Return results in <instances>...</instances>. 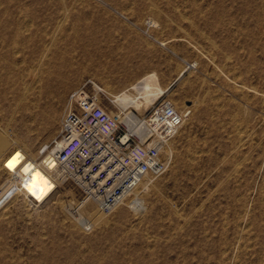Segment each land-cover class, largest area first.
<instances>
[{
  "label": "rangeland",
  "instance_id": "1",
  "mask_svg": "<svg viewBox=\"0 0 264 264\" xmlns=\"http://www.w3.org/2000/svg\"><path fill=\"white\" fill-rule=\"evenodd\" d=\"M4 1L5 19L25 37L6 42L9 73L0 77L9 148L52 146L69 93L85 82L121 114L94 83L119 90L155 70L167 86L186 69L162 98L193 105L166 144V171L147 176L148 191L102 213L91 232L65 210L84 197L72 179L43 203L22 193L8 202L0 264H264V0ZM51 40L63 54L62 88ZM22 75L41 82L14 110ZM43 107L52 119L38 127L33 113Z\"/></svg>",
  "mask_w": 264,
  "mask_h": 264
},
{
  "label": "built area",
  "instance_id": "2",
  "mask_svg": "<svg viewBox=\"0 0 264 264\" xmlns=\"http://www.w3.org/2000/svg\"><path fill=\"white\" fill-rule=\"evenodd\" d=\"M88 83L69 93L52 142L59 148L52 156L61 165L59 178L74 180L86 198L110 214L147 176L166 171V144L192 109H180L171 99L161 97L143 114L133 111L124 119L111 114ZM65 210L84 232L93 230L79 205L68 202Z\"/></svg>",
  "mask_w": 264,
  "mask_h": 264
},
{
  "label": "bare ground",
  "instance_id": "3",
  "mask_svg": "<svg viewBox=\"0 0 264 264\" xmlns=\"http://www.w3.org/2000/svg\"><path fill=\"white\" fill-rule=\"evenodd\" d=\"M4 2V0H0V77L5 79V76L9 73V53L6 48V42L9 44H15L16 46V44L23 42L25 37L20 34V28H18V21L16 19H13L12 17L9 21L5 19L4 15L6 14L7 9L4 8ZM53 44L54 42L51 40L46 48V53L51 51L59 57V62L55 68L57 71L56 76L61 81L60 88H62L63 78L65 76L63 54L53 50ZM9 51L11 50L9 49ZM85 53L88 56L91 55L88 49L85 50ZM98 53L100 54H98L99 56L111 55V53L108 54V52L102 51H98ZM184 70L186 69H182L167 86H164L161 83L159 74L155 70L145 73L135 82L125 84L119 90H112L109 85H104L99 82L94 84L99 91L107 93L111 96V101L120 108V115H123L122 117L126 119L130 117L132 112H135V110L139 111L140 114H143L147 108L151 107L152 104H154L169 90V87L183 74ZM39 81L41 82L39 76L37 78L35 77L33 81H29L25 75L21 76L20 83L16 90L14 110L21 108L23 104H25V106L28 105V103H26V99L29 98V95L33 90L38 88ZM192 105L193 104H189L188 107L191 108ZM37 106H39V104L36 102L35 107ZM4 118L5 115H3L2 118L0 116V170L3 173L8 174L9 177L5 179V182L2 179L3 183L0 181V217L4 216V213H7L5 212L7 203L17 198L20 193L25 195L24 200L26 202L32 201L36 203H43L50 199L61 182V179L59 178L61 170L60 162L56 157L52 156L54 154V150L59 148L57 147L58 145L56 146V144H54L50 146L47 144L45 146L41 145L39 148L31 147L29 149L25 148V146L18 145L14 148H9L7 146L6 135L1 130V127L9 124L12 117L8 119ZM50 119H52V117L49 116V112L46 108H35L33 121L38 127L44 125ZM137 129L139 130L140 128L138 127ZM30 140L31 143H33L31 138ZM13 158H15V163L14 166L10 167L8 162L13 160ZM148 179L143 180L139 187L127 195L124 201L117 208H119L122 204L130 206L129 201H127L128 198L134 193H139L138 189L140 187L147 189L149 187ZM148 189L146 191H148ZM131 199V206L133 209L137 211L140 210L142 203L140 202V204L135 197ZM73 202L80 206L82 215H84V217H88L91 220L92 225L96 224V220H98V218L103 217V212L92 207L91 203H94V201L90 198H86L84 196L80 200L71 201V203ZM74 223L78 224L73 221V224Z\"/></svg>",
  "mask_w": 264,
  "mask_h": 264
},
{
  "label": "snow or ice",
  "instance_id": "4",
  "mask_svg": "<svg viewBox=\"0 0 264 264\" xmlns=\"http://www.w3.org/2000/svg\"><path fill=\"white\" fill-rule=\"evenodd\" d=\"M17 155H19V154H17ZM8 163H9L10 167L14 166L15 158H13V160H10Z\"/></svg>",
  "mask_w": 264,
  "mask_h": 264
}]
</instances>
